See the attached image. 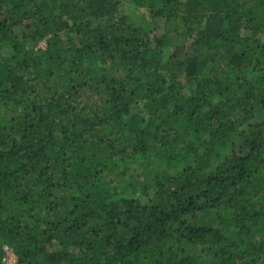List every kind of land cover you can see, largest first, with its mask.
I'll list each match as a JSON object with an SVG mask.
<instances>
[{"label": "trees", "instance_id": "obj_1", "mask_svg": "<svg viewBox=\"0 0 264 264\" xmlns=\"http://www.w3.org/2000/svg\"><path fill=\"white\" fill-rule=\"evenodd\" d=\"M9 251L264 264V0H0Z\"/></svg>", "mask_w": 264, "mask_h": 264}, {"label": "rangeland", "instance_id": "obj_2", "mask_svg": "<svg viewBox=\"0 0 264 264\" xmlns=\"http://www.w3.org/2000/svg\"><path fill=\"white\" fill-rule=\"evenodd\" d=\"M130 9H132V6L131 5H126L124 7V12H126V14H128L131 18H134V13L135 11H130ZM142 13V11H139L138 14ZM40 47H43L44 48V44H41ZM7 255H8V259L6 260V264H16V259L14 257V255L9 251L7 252Z\"/></svg>", "mask_w": 264, "mask_h": 264}]
</instances>
